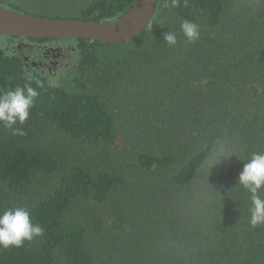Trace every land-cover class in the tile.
<instances>
[{"label": "trees", "instance_id": "obj_1", "mask_svg": "<svg viewBox=\"0 0 264 264\" xmlns=\"http://www.w3.org/2000/svg\"><path fill=\"white\" fill-rule=\"evenodd\" d=\"M133 3L91 0L72 19L113 22ZM23 39L0 35V94L39 93L23 135L0 125V213L25 207L44 232L0 246V264H264V223L236 183L264 153V0H157L119 46L66 40L67 78L27 70ZM213 153L233 156L209 171Z\"/></svg>", "mask_w": 264, "mask_h": 264}, {"label": "clouds", "instance_id": "obj_2", "mask_svg": "<svg viewBox=\"0 0 264 264\" xmlns=\"http://www.w3.org/2000/svg\"><path fill=\"white\" fill-rule=\"evenodd\" d=\"M11 11L15 12L14 10ZM64 11L67 13L64 17L68 18L62 20H75L72 17L77 12L67 9ZM58 12L63 11L58 10ZM31 16L45 18L44 15L38 13ZM57 16L63 15L58 14ZM181 31L189 42L195 41L199 36L198 25L191 21H184L181 24ZM163 40L170 46L177 43L174 32L164 33ZM38 95L39 93L28 85L17 86L0 94V125L4 128L12 129L19 135H23L24 133L21 129L13 126L17 123L23 125L28 120L30 109L33 107ZM232 156H225L223 153H213L205 163L210 171V169L220 163L221 158L228 159ZM236 183H239L251 194L250 223L253 226L264 223V199L258 194L259 190L264 188V153H253L251 155L247 162L243 164ZM43 232L44 229L39 224L31 222L29 210L25 207L11 208L0 213V246L2 247H21L25 241H31L35 237L41 236Z\"/></svg>", "mask_w": 264, "mask_h": 264}, {"label": "water", "instance_id": "obj_3", "mask_svg": "<svg viewBox=\"0 0 264 264\" xmlns=\"http://www.w3.org/2000/svg\"><path fill=\"white\" fill-rule=\"evenodd\" d=\"M157 0H134L121 18L109 22L46 19L13 12L0 6V35L41 39H92L112 45L141 34L150 24Z\"/></svg>", "mask_w": 264, "mask_h": 264}, {"label": "flooded vegetation", "instance_id": "obj_4", "mask_svg": "<svg viewBox=\"0 0 264 264\" xmlns=\"http://www.w3.org/2000/svg\"><path fill=\"white\" fill-rule=\"evenodd\" d=\"M27 4L32 6L36 4V2H28ZM59 6V3H54L50 4L46 9L53 11L56 8L58 12ZM51 40L54 42L43 45L35 41L25 42V39H23L16 44V50L20 53L24 67L27 70H35L44 78L48 76L52 77L59 70L75 67L73 65L75 56H71L70 48L65 45L66 40ZM13 41L17 42L15 39H13ZM65 61L68 63H64Z\"/></svg>", "mask_w": 264, "mask_h": 264}, {"label": "rangeland", "instance_id": "obj_5", "mask_svg": "<svg viewBox=\"0 0 264 264\" xmlns=\"http://www.w3.org/2000/svg\"><path fill=\"white\" fill-rule=\"evenodd\" d=\"M5 2L0 3L1 7H4L8 10H15V12H18L20 14L24 15H34L35 13L43 14L44 16L50 18V19H67L68 17H64L67 15V13L64 10H73L77 12L79 9H83L86 7L91 0H4ZM36 2V4H33L32 6L27 5L28 2ZM59 3L60 6L58 7L59 10L63 12H57L56 8L53 11H50L46 9L50 4ZM19 7H16V6ZM41 8H40V7ZM16 7L17 9H15ZM34 12V13H33ZM63 15V16H57V15ZM64 63H68L65 61ZM74 65V63H73ZM60 73H63V76L67 78V69L60 70Z\"/></svg>", "mask_w": 264, "mask_h": 264}]
</instances>
